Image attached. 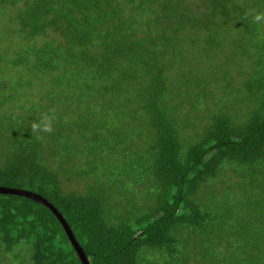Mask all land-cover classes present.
Here are the masks:
<instances>
[{
    "label": "trees",
    "instance_id": "1",
    "mask_svg": "<svg viewBox=\"0 0 264 264\" xmlns=\"http://www.w3.org/2000/svg\"><path fill=\"white\" fill-rule=\"evenodd\" d=\"M246 12L264 0H0V187L50 202L89 264H264V22ZM0 264L81 262L46 207L0 194Z\"/></svg>",
    "mask_w": 264,
    "mask_h": 264
},
{
    "label": "water",
    "instance_id": "2",
    "mask_svg": "<svg viewBox=\"0 0 264 264\" xmlns=\"http://www.w3.org/2000/svg\"><path fill=\"white\" fill-rule=\"evenodd\" d=\"M0 194L1 195H14L18 197H24L27 199H30L32 201H35L44 207H46L57 219L59 224L61 225L62 229L64 230L69 243L71 247L74 249L76 255L78 256V259L80 260L81 264H89L88 259L86 258L85 253L83 252L82 248L79 246L78 242L75 240L74 235L62 217V215L57 211V209L46 199L41 197L40 195H37L33 192L27 191V190H21L16 188H7V187H0Z\"/></svg>",
    "mask_w": 264,
    "mask_h": 264
},
{
    "label": "clouds",
    "instance_id": "3",
    "mask_svg": "<svg viewBox=\"0 0 264 264\" xmlns=\"http://www.w3.org/2000/svg\"><path fill=\"white\" fill-rule=\"evenodd\" d=\"M252 16L254 23L264 22V12H246L245 18ZM56 121L55 110L39 114L30 124V131L32 136L38 140H43L46 134H51L54 131V122Z\"/></svg>",
    "mask_w": 264,
    "mask_h": 264
},
{
    "label": "rangeland",
    "instance_id": "4",
    "mask_svg": "<svg viewBox=\"0 0 264 264\" xmlns=\"http://www.w3.org/2000/svg\"><path fill=\"white\" fill-rule=\"evenodd\" d=\"M6 18L4 17H0V30H4V28L6 27ZM83 188V184L81 182H78V183H75V182H72L69 186H68V189H76L78 191L82 190Z\"/></svg>",
    "mask_w": 264,
    "mask_h": 264
}]
</instances>
